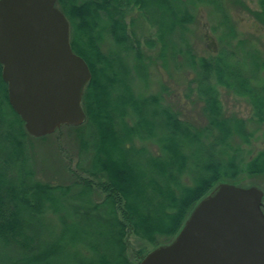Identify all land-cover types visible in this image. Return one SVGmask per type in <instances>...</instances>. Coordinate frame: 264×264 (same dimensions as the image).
Instances as JSON below:
<instances>
[{
    "label": "trees",
    "instance_id": "obj_1",
    "mask_svg": "<svg viewBox=\"0 0 264 264\" xmlns=\"http://www.w3.org/2000/svg\"><path fill=\"white\" fill-rule=\"evenodd\" d=\"M55 5L69 23L72 51L91 74L81 100L84 123L55 132L67 130L78 142L77 171L85 177L74 174L68 184L39 179L34 143L50 142L55 133H26L9 106L0 65V264H138L150 250L130 257L129 234L151 250L168 244L216 185L264 179V148L243 147L256 131L264 142V60L251 51L238 58L224 0ZM257 5L246 11L264 26V0ZM200 6L223 28L220 47L208 57H197L186 36ZM134 10L155 29L154 38L135 35L133 18L127 21ZM106 41L111 47L103 51ZM143 47L157 49L164 67L171 61L192 73L185 96H193L201 122L166 106L160 92H136V79L146 77ZM218 87L242 98L249 116L226 113Z\"/></svg>",
    "mask_w": 264,
    "mask_h": 264
},
{
    "label": "water",
    "instance_id": "obj_2",
    "mask_svg": "<svg viewBox=\"0 0 264 264\" xmlns=\"http://www.w3.org/2000/svg\"><path fill=\"white\" fill-rule=\"evenodd\" d=\"M56 0H0L1 79L8 103L33 138L77 127L91 79L69 43ZM263 192L219 183L193 208L174 239L138 264H264Z\"/></svg>",
    "mask_w": 264,
    "mask_h": 264
},
{
    "label": "rangeland",
    "instance_id": "obj_3",
    "mask_svg": "<svg viewBox=\"0 0 264 264\" xmlns=\"http://www.w3.org/2000/svg\"><path fill=\"white\" fill-rule=\"evenodd\" d=\"M224 1L225 9L235 32L231 43L234 48L237 47L238 58L241 59L245 51H251L264 60V26L257 23L246 11V9L256 10L258 0ZM210 10L205 6L198 7L194 11V23L188 26L186 36L193 53L197 57L213 55L220 47L217 37L223 31V28L217 27L218 20ZM130 18L134 20V25L131 29L140 40L155 37V29L139 15L137 10L129 14L127 21ZM238 45L241 47L238 48ZM110 47V42L106 41L102 49L106 51ZM143 50L147 55L146 77L144 79H136L134 83L136 92L144 95L160 92L166 106L180 112L183 118L187 120L201 122L202 116L199 106L194 102L193 96H185L187 93V82L192 78V73L190 71L187 73L184 68L181 70L175 69V65L171 61H168L167 66L164 67L162 60L158 58L157 49L148 51L143 47ZM218 90L226 113H234L242 118L249 116L250 107L242 98L226 93L223 88L218 87ZM252 129H255L254 125H251ZM254 133V137L251 138L249 145H243L245 150H249L251 153L264 148L261 132L256 131ZM34 145L37 148L35 149L36 165L40 180L53 184H68L73 180L74 174L85 177L77 171V166L80 164L78 142L67 130L63 129L55 133L50 142H36ZM231 184L242 188L251 186L259 188L263 192L262 206L264 209V179L244 177L240 181H234ZM127 243L128 255L130 257L141 247H144L148 251L151 250V247L147 243L130 234L127 237ZM44 262L49 263L51 259H41L39 264H43ZM52 262L56 264L53 259Z\"/></svg>",
    "mask_w": 264,
    "mask_h": 264
},
{
    "label": "flooded vegetation",
    "instance_id": "obj_4",
    "mask_svg": "<svg viewBox=\"0 0 264 264\" xmlns=\"http://www.w3.org/2000/svg\"><path fill=\"white\" fill-rule=\"evenodd\" d=\"M264 210V209H263Z\"/></svg>",
    "mask_w": 264,
    "mask_h": 264
}]
</instances>
